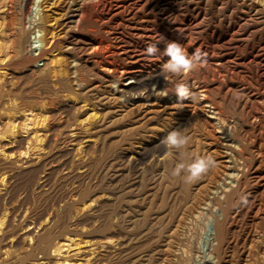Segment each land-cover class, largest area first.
<instances>
[{"label":"bare ground","instance_id":"bare-ground-1","mask_svg":"<svg viewBox=\"0 0 264 264\" xmlns=\"http://www.w3.org/2000/svg\"><path fill=\"white\" fill-rule=\"evenodd\" d=\"M97 1L0 4V264H264V0Z\"/></svg>","mask_w":264,"mask_h":264},{"label":"clouds","instance_id":"clouds-1","mask_svg":"<svg viewBox=\"0 0 264 264\" xmlns=\"http://www.w3.org/2000/svg\"><path fill=\"white\" fill-rule=\"evenodd\" d=\"M157 51V47L154 44H149L146 48L148 54H153ZM164 55L168 57V60L161 66L162 74H178L183 71H187L193 67L194 64L201 62V54L199 52L188 56L183 47L175 41H169L164 47ZM175 92L178 100L183 99L188 95V90L185 85L177 84L175 86ZM186 142V138L182 136L178 131H173L168 134L164 139V143L170 146H181ZM208 161L205 158L195 159L189 166L190 175H195L202 170ZM184 165L177 166V171L183 168Z\"/></svg>","mask_w":264,"mask_h":264},{"label":"rangeland","instance_id":"rangeland-1","mask_svg":"<svg viewBox=\"0 0 264 264\" xmlns=\"http://www.w3.org/2000/svg\"><path fill=\"white\" fill-rule=\"evenodd\" d=\"M34 1V0H33ZM33 1L32 0H17V2H19L18 3V7L20 8V9H22L21 11H22V14H23V23L25 22V25H26V27L29 29V24L27 23V22H29V20L28 19H30V17L31 16H33V17H35L34 19H35V24H34V26H32V27H30V29L28 30V29H26V34H25V38L23 37V41L24 42H26V43H24L23 42V46H24V48L25 47H27V48H25L26 50H25V52H26V54H28L27 56H30V54H31V52H29V48H28V45H27V43H28V41H27V39H29L31 42H32V38L34 37V34H33V32L36 30L37 31V29H39L38 27H39V25H40V23L41 22H44L45 20V17H44V15L45 16H47V14H49V19H51L50 17L52 16L51 15V13H49V12H46V11H44L45 10V8H44V6H42V7H40V10L41 11H39V12H37V11H35L34 10V8H33ZM99 1H101V2H99ZM106 1V2H105ZM2 3H3V0H2V2H1V0H0V4L2 5ZM107 4L108 5V3H109V0L107 1V0H98L97 2H95V3H93V5L91 4V11L90 12H86V13H84L83 14V17H81V20L83 19V20H85V18L87 19V18H91L92 20H94L96 23L98 22V24H102V22H104V14L101 12V14H100V11H101V9H100V6H101V4L103 5V4ZM100 4V5H99ZM58 5H60V6H58L57 8L60 10V9H62L63 8V5H62V3L61 2H59V4ZM98 6V7H97ZM107 8V6H105V9ZM46 12V13H45ZM96 12V13H95ZM87 13H89V14H87ZM34 14V15H33ZM87 17H86V16ZM44 18H43V17ZM89 16V17H88ZM32 18V17H31ZM42 18H43V21H41L42 20ZM101 18V19H100ZM44 25V23H41V26H43ZM0 27H1V24H0ZM36 28V29H34V31L32 30V28ZM49 29H51V28H47V30H46V32L48 31V32H50V30ZM110 30V28L108 27L107 28V31H109ZM29 31V32H28ZM32 34H31V33ZM47 32V33H48ZM28 35V36H27ZM35 35H36V37H37V39H38V37H39V34H38V32L37 33H35ZM47 35V34H46ZM49 35V36H48ZM48 35L47 36H45L47 39L50 37V34L48 33ZM101 34H97L96 36H95V38H97V36H98V38L97 39H99L101 36H100ZM26 36H27V38H26ZM100 36V37H99ZM30 37H32L31 39H30ZM106 43V42H105ZM103 44V45H101L100 47H99V49H98V53L100 52V54L101 55H105L104 56V59H107L108 58V53H109V45H108V43H106V44ZM106 45H108V46H106ZM43 48V45L40 47V48H38L37 50V54L39 53V51L41 50ZM108 48V49H107ZM103 51H105V52H103ZM107 51V52H106ZM107 57V58H106ZM42 65V63H37V65ZM56 103V102H55ZM62 103V106H64V105H66L65 103H63V102H61ZM56 107H58V108H60L61 107V105H60V103H59V105H57ZM39 111H37L36 112V114L38 113ZM45 112V111H44ZM45 113H43V115H44ZM58 115H59V112L57 113ZM57 114H55V115H57ZM71 113H67V115L68 116H71V115H73V116H71V117H69V119H70V121L68 120V117H67V115H65V114H63V116L61 115L60 117L63 119L62 121H63V123H64V121L66 120L65 118H67V120L68 121H66L65 122V124L63 125V126H65V125H67V124H73L74 123V119L75 118H73L74 117V115L76 114V112H74L73 111V113L70 115ZM58 115H57V117H58ZM44 116H46V115H44ZM39 117V116H38ZM72 118V119H71ZM30 119H32V116H31V118ZM58 119H60L59 117H58ZM72 120H74V121H72ZM72 121V122H71ZM69 122V123H68ZM66 127V126H65ZM61 127V129H64L65 131L67 130V128L70 130V128L69 127ZM32 127H30L29 129H31ZM30 131V132H29ZM32 131V132H31ZM28 133H26V135L27 134H31V133H33L34 132V130L33 129H31V130H28L27 131ZM42 132V133H41ZM41 132H39L38 134H43L44 132L43 131H41ZM64 131H59V134H61V140L62 139H64L65 138V136H66V134L67 133H63ZM62 136H64V137H62ZM164 140H161V141H159V142H156L155 144L153 143V144H151V145H149L148 147H150V148H153V147H155V146H158V145H160L161 143H163L164 144V142H163ZM158 144V145H157ZM151 146H153V147H151ZM29 179H32V178H29ZM29 181V183H27ZM27 182H25V187L26 188H29V186H30V180H28ZM29 185V186H28ZM23 187H24V185H23ZM30 189V188H29ZM113 218H114V216H113ZM115 219V218H114ZM113 219V220H114Z\"/></svg>","mask_w":264,"mask_h":264}]
</instances>
